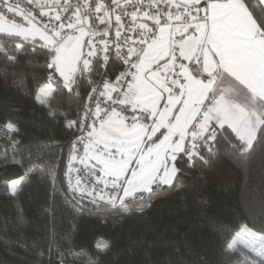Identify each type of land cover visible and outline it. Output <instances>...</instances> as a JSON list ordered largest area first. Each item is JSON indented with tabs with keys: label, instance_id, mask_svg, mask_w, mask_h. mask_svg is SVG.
Segmentation results:
<instances>
[{
	"label": "snow or ice",
	"instance_id": "obj_1",
	"mask_svg": "<svg viewBox=\"0 0 264 264\" xmlns=\"http://www.w3.org/2000/svg\"><path fill=\"white\" fill-rule=\"evenodd\" d=\"M0 34L16 52L46 50L38 102L53 83L80 90L82 114L64 117L76 129L69 187L93 204L135 209L221 146L239 156L264 145V0H0ZM0 128L19 131L10 119ZM241 232L247 254L234 251L237 232L222 248L227 264H264V230Z\"/></svg>",
	"mask_w": 264,
	"mask_h": 264
},
{
	"label": "trees",
	"instance_id": "obj_2",
	"mask_svg": "<svg viewBox=\"0 0 264 264\" xmlns=\"http://www.w3.org/2000/svg\"><path fill=\"white\" fill-rule=\"evenodd\" d=\"M16 42L0 34V120L19 128L16 134L0 128V264H86L98 253L100 264H227L222 248L231 235L214 224L264 230L259 144L239 156L221 146L210 165H183L174 187L148 194L135 209L74 194L68 172L75 129H67L64 117L81 113L84 100L80 90L55 87L44 104L38 102L35 95L51 71L46 50L16 52ZM45 163L48 172L40 171ZM9 182L19 184L15 195L1 190ZM105 244L110 250L100 252ZM234 251L247 254L244 246Z\"/></svg>",
	"mask_w": 264,
	"mask_h": 264
},
{
	"label": "rangeland",
	"instance_id": "obj_3",
	"mask_svg": "<svg viewBox=\"0 0 264 264\" xmlns=\"http://www.w3.org/2000/svg\"><path fill=\"white\" fill-rule=\"evenodd\" d=\"M54 85H55V84H54ZM55 86H56V85H55ZM39 169H40L39 166H36V167L34 168L35 172L38 171ZM16 184H17V191H18L19 184H18V182H16ZM11 188H12V182H9V183H5V184L1 187V190H2L3 192L12 193V192H11ZM17 191H16V192H17ZM245 226H247V225L244 224V225L240 226L239 228L234 229V228H232V227H230V226L222 227L220 224H214V225H213V227H214L215 229H217V230H225L226 232H228V233L231 235V238L234 237V236L236 235L237 232H240L241 235H240V237L238 238V243H237V245H236V248H237L238 246H244V241L247 240V239H251V235H250V234H248V235L246 236L244 232H241V229H244ZM247 228H249V227L247 226ZM250 229H251V228H250ZM253 232H257V231H254V230H253ZM257 233H259V232H257ZM231 238H230V239H231Z\"/></svg>",
	"mask_w": 264,
	"mask_h": 264
},
{
	"label": "built area",
	"instance_id": "obj_4",
	"mask_svg": "<svg viewBox=\"0 0 264 264\" xmlns=\"http://www.w3.org/2000/svg\"><path fill=\"white\" fill-rule=\"evenodd\" d=\"M72 2H76V0H72ZM81 2H83V0H81ZM107 2V0H106ZM19 19V18H17ZM103 27V26H101ZM116 65H110L109 66V70H111L112 67H115ZM86 83L88 80H91V79H98V77H96L95 73H92V74H85V77H84ZM75 132H76V129H75ZM75 140V135H73L72 137V141ZM79 147V146H78ZM81 154H82V148H81ZM72 168H73V171H72V176L73 178H82V187L84 186V181L87 180V173H80L78 174L75 169H79V168H82V165L79 164V162H72Z\"/></svg>",
	"mask_w": 264,
	"mask_h": 264
},
{
	"label": "crops",
	"instance_id": "obj_5",
	"mask_svg": "<svg viewBox=\"0 0 264 264\" xmlns=\"http://www.w3.org/2000/svg\"><path fill=\"white\" fill-rule=\"evenodd\" d=\"M55 83H53V85H52V93H51V95L53 94V92H54V90H55V85H54ZM44 86V85H43ZM51 95H49V96H51ZM66 122H68L67 120H66Z\"/></svg>",
	"mask_w": 264,
	"mask_h": 264
}]
</instances>
